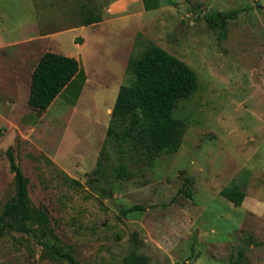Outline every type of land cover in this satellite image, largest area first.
I'll list each match as a JSON object with an SVG mask.
<instances>
[{"label": "rangeland", "instance_id": "obj_1", "mask_svg": "<svg viewBox=\"0 0 264 264\" xmlns=\"http://www.w3.org/2000/svg\"><path fill=\"white\" fill-rule=\"evenodd\" d=\"M108 1L0 0V213L14 195L10 146L31 205L48 217L46 226L33 225L36 237L71 248L79 263L123 264L135 251L149 264H230L239 236L253 239L223 220L215 194L239 190L228 182L239 166L264 176V0H160L157 10L82 27L84 14L102 15ZM231 10L223 26L204 18ZM150 41L197 75L196 91L173 111L185 123L180 147L151 160L119 130L106 139L117 91L134 78L129 56ZM45 51L73 56L86 71L76 107L60 98L44 112L28 106L31 72ZM186 177L192 198L180 192ZM133 205L143 209L121 212ZM198 222L217 224L236 246L222 255L200 242ZM245 251L252 259L255 251ZM0 264L66 263L46 258L32 236L6 229Z\"/></svg>", "mask_w": 264, "mask_h": 264}, {"label": "trees", "instance_id": "obj_2", "mask_svg": "<svg viewBox=\"0 0 264 264\" xmlns=\"http://www.w3.org/2000/svg\"><path fill=\"white\" fill-rule=\"evenodd\" d=\"M236 12L237 10L215 12L204 15V18L211 27L223 26L226 19ZM101 20V14L90 12L82 17L83 25ZM126 71L134 78L132 83L121 85L117 91L106 129V139L116 136L119 130L124 139L150 160L161 153L176 152L182 142L185 123L175 118L173 111L180 100L188 99L196 91V72L184 61L151 41L138 56L133 52L130 54ZM77 75V83L70 92L73 100L71 105L79 96L85 81L83 68L73 56L45 51L31 72L28 106L38 112L46 111L54 98ZM105 143L106 140L103 145ZM5 154L9 170L13 174L14 195L4 204L0 213V232L11 229L28 234L43 247L44 256L49 260L81 264L74 259L71 248H53L36 237L33 225L46 226L47 214L44 209L31 205L27 191L28 180L15 162L10 146ZM100 158L101 156L98 157L93 172L100 171ZM116 171L117 176L122 175L125 172L124 166H118ZM190 183L191 178L186 177L183 182L185 188L180 190L188 198H192ZM220 195L235 205H240L244 199L243 190L230 187L222 188ZM137 209L143 208L133 205L121 212ZM242 255V252H238L237 258L230 264H240ZM123 264H149V261L146 256L132 251L123 258Z\"/></svg>", "mask_w": 264, "mask_h": 264}, {"label": "crops", "instance_id": "obj_3", "mask_svg": "<svg viewBox=\"0 0 264 264\" xmlns=\"http://www.w3.org/2000/svg\"><path fill=\"white\" fill-rule=\"evenodd\" d=\"M160 7H162L160 5V0H111L108 1L107 6L102 13V20L100 22L92 23L90 25H82V27L101 25L106 20H122L132 15L141 14L145 11L157 10ZM77 47H81V45H78ZM83 71L85 76L84 82H86V71L84 69ZM75 77L78 78L79 75ZM75 77L63 90H61L54 100L60 98L68 105H71L73 100L71 99L70 92L72 90L71 88L74 87V84L77 83ZM83 87L84 83L79 96L72 105L73 107L77 106ZM253 170L256 169L244 165L239 166L237 169L233 170L228 179L230 184L238 185L239 189L244 192V199L240 205H235L230 200L221 196V189L216 191L218 194H215L216 200L222 204L225 209L221 215L223 220L232 225L235 233L245 232L252 236L253 241L248 244L243 237L239 236L241 238L239 240L241 245L237 249L243 254V259L240 261V264H264V222H251V220L254 219V216L257 218L264 216V176L259 175L260 177L256 178L258 170ZM198 224V240L204 244H208L210 247L213 246V248L221 249L222 255H224L226 248H233L234 245L236 246L233 240H226L224 237H220L221 231L220 229L218 230L219 226L217 224L215 227L208 224V222H198ZM224 234L225 236L226 234L231 235L228 229ZM256 249L260 250V252L256 251ZM245 250L255 251L254 254L253 252H251L252 254L249 253L252 259H249ZM230 253L231 250L229 254Z\"/></svg>", "mask_w": 264, "mask_h": 264}]
</instances>
